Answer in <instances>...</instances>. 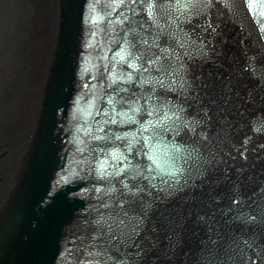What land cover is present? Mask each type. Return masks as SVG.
Here are the masks:
<instances>
[{"label":"snow or ice","instance_id":"obj_1","mask_svg":"<svg viewBox=\"0 0 264 264\" xmlns=\"http://www.w3.org/2000/svg\"><path fill=\"white\" fill-rule=\"evenodd\" d=\"M120 3L123 7L113 9L120 44L112 56L120 71L110 70L104 106L85 113L80 133L87 139L77 145L79 163L111 179L79 242L72 241L70 261L174 264L167 257L178 251L181 256L193 253L181 230L167 224L156 227L165 216H174L161 205L171 199L170 193L195 197L211 184L225 163L221 143L228 147L226 141H232V161H247L251 137L237 133L234 121L246 113V125L251 128L255 117L264 133V52L250 55L244 47L233 54L220 17L221 11L225 16L228 12L220 0ZM253 22L264 42V22ZM236 44L244 45V37ZM112 125L131 130L120 132ZM258 147L264 149V142ZM236 172L241 179L232 186L229 212L236 213L234 222L243 219L238 230L243 239L218 229L210 213H196L194 222L202 229L194 240L196 255L181 264H233L220 259L229 254L230 244L250 253L237 256L235 264H264V216L253 211L243 169L237 167ZM257 189L264 199V185L251 191ZM203 253L217 258L201 259Z\"/></svg>","mask_w":264,"mask_h":264},{"label":"water","instance_id":"obj_2","mask_svg":"<svg viewBox=\"0 0 264 264\" xmlns=\"http://www.w3.org/2000/svg\"><path fill=\"white\" fill-rule=\"evenodd\" d=\"M38 5L47 13L48 25L41 26L37 21L40 9L33 16H37L35 20L30 18L25 24H18L14 35L5 43V59L0 63L2 65L11 56L14 41L31 44L24 49L23 58L20 56V71L35 50L25 81L19 80L15 87L19 96L14 106V124L19 123L20 128L15 129L10 147L18 148L11 151L9 141L0 139V160L5 163L3 168L0 165V216L14 191L31 145L56 49L58 1L38 0ZM62 16L63 50L55 66V82L45 110L44 130L37 139L34 159L16 200L19 205L12 207L7 221L2 224L0 264H71L72 241L79 242L86 219L95 214L91 168L79 163L80 153L77 152L80 140L87 139L80 133L87 112L82 0H64ZM37 25L46 29L39 37L42 29ZM25 35L27 37L22 40ZM36 38L39 40L37 48ZM3 71L15 76L9 62ZM32 73L36 74L31 80ZM0 129L10 130L5 121Z\"/></svg>","mask_w":264,"mask_h":264}]
</instances>
